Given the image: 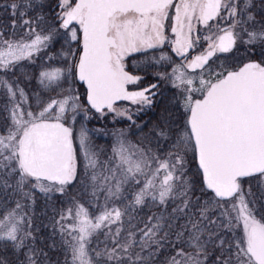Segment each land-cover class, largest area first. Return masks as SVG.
I'll return each mask as SVG.
<instances>
[{
    "label": "snow or ice",
    "instance_id": "snow-or-ice-1",
    "mask_svg": "<svg viewBox=\"0 0 264 264\" xmlns=\"http://www.w3.org/2000/svg\"><path fill=\"white\" fill-rule=\"evenodd\" d=\"M0 9V264H264V0Z\"/></svg>",
    "mask_w": 264,
    "mask_h": 264
},
{
    "label": "rangeland",
    "instance_id": "rangeland-1",
    "mask_svg": "<svg viewBox=\"0 0 264 264\" xmlns=\"http://www.w3.org/2000/svg\"><path fill=\"white\" fill-rule=\"evenodd\" d=\"M33 84H35V81H33ZM109 122H111V116H109L108 119L103 120V121L94 119V120L87 122V125H86L87 128L91 130H95V129L102 130L101 132L93 131L92 133H90L92 135V140L94 144L100 148L110 149L111 146L115 142L111 133L115 131L116 129L125 128V127H117V124H116L117 122L116 123L111 122L112 123V127H111L107 125Z\"/></svg>",
    "mask_w": 264,
    "mask_h": 264
},
{
    "label": "flooded vegetation",
    "instance_id": "flooded-vegetation-1",
    "mask_svg": "<svg viewBox=\"0 0 264 264\" xmlns=\"http://www.w3.org/2000/svg\"><path fill=\"white\" fill-rule=\"evenodd\" d=\"M156 55H159V53H156ZM166 88H167L166 85H162V90H165ZM123 103H126V102H123ZM144 119H148V117L145 116ZM124 123H125V128H127V126H128V122H127V121H124ZM129 136H135L136 139H138V133L135 134V135H133V134L130 132V133H129Z\"/></svg>",
    "mask_w": 264,
    "mask_h": 264
},
{
    "label": "trees",
    "instance_id": "trees-1",
    "mask_svg": "<svg viewBox=\"0 0 264 264\" xmlns=\"http://www.w3.org/2000/svg\"><path fill=\"white\" fill-rule=\"evenodd\" d=\"M4 2V0H0V3H3ZM2 12H3V10L2 9H0V14H2ZM33 83V82H32ZM35 84H33V86H34ZM107 125H110V123H108ZM118 125H120L121 126V123L120 122H118Z\"/></svg>",
    "mask_w": 264,
    "mask_h": 264
}]
</instances>
